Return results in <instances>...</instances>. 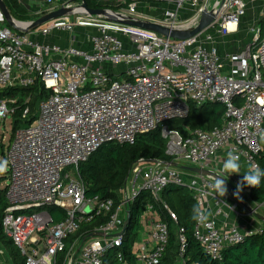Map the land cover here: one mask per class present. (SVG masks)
Returning <instances> with one entry per match:
<instances>
[{"label":"built area","instance_id":"built-area-1","mask_svg":"<svg viewBox=\"0 0 264 264\" xmlns=\"http://www.w3.org/2000/svg\"><path fill=\"white\" fill-rule=\"evenodd\" d=\"M144 1L118 0L117 11L106 9L115 17L109 19L88 14L81 0L75 4L65 0L62 5L72 8L71 13L28 32L10 28L0 9V89L27 87L40 80L49 91L34 121L17 128L4 150L8 169L3 232L24 256V264H55L60 253H64L63 264H103L108 251L120 256L126 230L119 232L142 192L154 202L144 206L139 218L141 238L131 251L137 264H158L168 242V227L154 204L165 207L160 197L165 187H188L205 210L209 196L216 206L223 202L212 193L209 185L214 181L209 177L144 159L132 164L124 186L117 190V203L88 196L79 165L104 144L133 143L140 134L159 128L172 161L213 170L211 165L222 153L233 152L249 167L259 166L256 157L264 149V28L254 23L250 41L225 57L214 45L217 37L238 30L254 0H218L211 8L210 0H147L161 5L162 16L157 19L148 17ZM51 10L55 9L41 14ZM205 10L214 13L213 21L182 40L123 23L124 19L152 21L184 30L195 27ZM78 27L88 29L84 36L90 41L88 51L47 45L32 37H45L54 29L71 34ZM122 65L123 71L113 69ZM15 101L0 100V118L13 113ZM205 103L224 106L221 126L183 136L167 125L170 119L187 116L190 104ZM28 113L26 107L22 116ZM46 206L64 209L65 218L54 223ZM254 208H264V202ZM167 213L176 220L171 210ZM218 214L219 208L205 222H196L193 233L213 258H219L222 248L260 231L234 224L220 227ZM96 216L104 221L94 228L93 236H85L84 241L75 236L67 242L82 223ZM182 231L181 255L185 251ZM1 257L0 249V264H8Z\"/></svg>","mask_w":264,"mask_h":264},{"label":"trees","instance_id":"trees-1","mask_svg":"<svg viewBox=\"0 0 264 264\" xmlns=\"http://www.w3.org/2000/svg\"><path fill=\"white\" fill-rule=\"evenodd\" d=\"M84 1L92 8L100 7L112 11L118 8L95 3L94 0ZM130 1L126 0V3ZM3 2L14 21L26 22L37 17L31 15L19 0H3ZM77 2L79 0H76ZM143 3L145 4L143 10L146 13L148 10H154L152 2L146 0ZM256 22L257 27L262 30L264 28V12ZM251 35L248 37V41H250ZM48 94L49 91L40 80H36L27 87L9 86L0 89V100L16 99L12 104L14 108L11 114L12 135L17 128L29 125L34 121L40 101L45 99ZM26 107H28L29 113L23 117V110ZM224 112L225 108L220 103H205L201 106L190 104L187 116L170 119L167 121V125L186 136L195 129L210 130L221 126ZM5 147L6 145L0 143V152L3 156ZM141 159L165 163L173 160V157L166 152V139L161 135L159 128L140 134L133 143L104 144L93 152L86 162L81 163L79 172L86 185V195L112 198L117 203V190L124 186L132 164ZM256 160L260 169L264 171V149L256 157ZM5 175L0 177V183L6 179ZM160 197L165 203V207L157 202L154 204V208L159 218L167 224L168 242L158 264H178L180 259H184L185 264H264V222L259 232L246 236L241 243L222 248L219 258H213L204 252L193 235L196 221L192 219V210L194 206L198 205L193 192L186 186L169 185L163 189ZM243 198L251 207H256V204L264 202V177L261 178L259 186L250 187L247 195H244ZM153 202L150 194L144 192L136 198L130 206L131 219L123 235L121 255L117 256L114 252L108 251L104 255L103 264H137L131 248L133 243L141 238L139 218L144 206L147 203L153 204ZM6 206V187L4 186L0 187V249L9 264H24V256L3 232L2 218ZM45 209L54 223L63 220L66 216V211L60 207L46 206ZM167 209L176 215V220L170 218ZM103 221V217L96 216L93 220L82 223L78 232L71 236L67 242L74 239L75 236L81 238L88 236ZM179 229L183 230L182 234L185 237V251L182 255L179 251ZM63 258L64 253L58 254L55 264H63Z\"/></svg>","mask_w":264,"mask_h":264},{"label":"crops","instance_id":"crops-1","mask_svg":"<svg viewBox=\"0 0 264 264\" xmlns=\"http://www.w3.org/2000/svg\"><path fill=\"white\" fill-rule=\"evenodd\" d=\"M19 2L24 6V8L31 14L33 12H37L40 10L46 11V9H56L60 7L65 0H19ZM95 2V1H94ZM76 1H74V4ZM100 3V2H99ZM101 3L106 4L107 6H113V7H119V2L118 0H104ZM262 4V12H257V7ZM160 4L158 3H153L152 7H154V10H148L147 15L149 18H160L162 16V12L160 9ZM264 0H254L251 1L248 4V10L246 12V15L244 18L241 20V24H245V28H243V33L244 37L243 40L237 41L234 44L229 41V34L220 36L216 38V41L214 42V45L218 48L219 55L221 57H225L228 53H234L238 52L241 50V47L248 42V37L250 36V27L255 26L256 21L258 18H260L264 12ZM115 9V11H117ZM41 11V12H43ZM38 13V12H37ZM33 16H37L33 18L35 20L36 18L40 17L42 14L38 13ZM253 19V20H252ZM31 20V21H33ZM30 22V21H29ZM27 22H17L20 27H26L29 23ZM240 28V25H239ZM238 28L237 32L240 31ZM86 30L88 31L87 28L83 27H78L73 33H68L65 31H62L60 29H54L52 30L47 36L41 37L37 36L36 34H32V37L36 38L43 44L47 45H58L62 48H67L69 46H75L78 47L82 50H90L91 45L90 41L88 38L84 37L86 36ZM236 33V32H235ZM249 33V34H248ZM72 34L75 35V39L72 38ZM87 39V40H85ZM75 59V58H73ZM105 67V64L103 65ZM227 158L226 153H222L211 165L213 167V170L222 172V174L236 187L237 182L242 180L243 174L248 171L249 166L248 164L245 163L244 160H240L241 168L240 172L238 174L235 173H228L223 170V164ZM250 189V186L245 185L243 187V190L240 192L242 195L238 199L235 196L230 195L228 192L225 195V197H220L221 200L223 201L220 203L218 206H216L215 201L213 198L210 196L208 197V212L211 213V216H213V213L219 208L220 214L217 215V224L222 227V226H227V225H237L239 228L242 230H257L262 227V223L264 220H261L257 216H255L252 212L247 210L246 206L241 203L243 202L244 195H247L248 191ZM238 201H241L238 203ZM241 204V205H239ZM261 216L264 218V213L257 211ZM210 216V217H211ZM141 231V230H140Z\"/></svg>","mask_w":264,"mask_h":264},{"label":"water","instance_id":"water-1","mask_svg":"<svg viewBox=\"0 0 264 264\" xmlns=\"http://www.w3.org/2000/svg\"><path fill=\"white\" fill-rule=\"evenodd\" d=\"M74 1H76V0H71V2H74ZM81 6L90 15L102 14L109 19H115V17H113V15L110 14L106 9L100 8V7L92 8V7L88 6L84 0H81ZM0 9H1V11L5 17V21L9 27L14 29V30L23 31V32H28L30 30H33V29H35V28H37V27H39V26H41V25H43V24H45V23H47L53 19H57V18H60L66 14H69L72 11V8L62 5L59 8H57L55 10H51V11L41 15L40 17L36 18L35 20L30 21L26 27H20L16 24V21H14L13 18L11 17L6 5L3 2V0H0ZM214 16L215 15L211 10H209V11L205 10L204 12H202L200 19H199V21L195 27L184 29V30L171 29V28L162 26L156 22H152V21L124 19L123 23L128 24V25H132V26H138V27L148 29V30H152L154 32H157L161 35L170 37L172 39L182 40V39L192 37V36L196 35L197 33H199L200 31H202L205 27L208 26V24L210 22L213 21ZM169 164L171 166L179 168L183 171L197 173V174L209 177L211 180H213V177H215V176H220L223 179H225V183H226V186L228 189L227 192L230 195L234 196L233 193L236 191V187L224 175H221V174H219L213 170H210V169L184 165V164H180V163L175 162V161H171V162H169ZM240 196H241V193H240ZM244 205L246 206L247 210L252 212L255 216H257L261 220H264L263 216H261L254 207H251L250 205H247L245 203H244ZM130 219H131L130 212H127V216L125 218L122 230L119 232V234H122L127 229V226L130 223ZM93 235H94V233H91L88 236L91 237ZM85 238L86 237H83V241L85 240Z\"/></svg>","mask_w":264,"mask_h":264},{"label":"clouds","instance_id":"clouds-1","mask_svg":"<svg viewBox=\"0 0 264 264\" xmlns=\"http://www.w3.org/2000/svg\"><path fill=\"white\" fill-rule=\"evenodd\" d=\"M6 161L0 164V173L6 171ZM241 164L239 155L229 152L227 154V158L223 164V170L228 173L238 174L240 172ZM264 177V171H262L259 166H250L248 171L243 174L242 180L237 182L236 191L233 193L238 199L240 198V192L243 190L245 185L250 187H258L261 183V178ZM214 183L210 184L209 187L212 189V193L215 196L225 197L227 194V186L225 183V179L220 176L213 177ZM212 193H209L210 195ZM211 213L207 210L203 209L200 205L194 206L192 210V219L197 223L205 222Z\"/></svg>","mask_w":264,"mask_h":264},{"label":"rangeland","instance_id":"rangeland-1","mask_svg":"<svg viewBox=\"0 0 264 264\" xmlns=\"http://www.w3.org/2000/svg\"><path fill=\"white\" fill-rule=\"evenodd\" d=\"M215 2H218V0H210L209 1V7L211 8V6L215 3ZM162 3V2H161ZM164 6H165V4L164 3H162ZM215 5V4H214ZM118 7V6H117ZM257 7V12H262L263 10H262V4L261 5H259V6H256ZM119 8V7H118ZM264 8V7H263ZM41 11H43V10H40V11H37L38 13H41ZM37 12H33L32 14H31V12H30V14L31 15H36V13ZM75 15L73 14V15H71V18H73ZM31 20H33V18H31L29 21H31ZM253 20V19H252ZM28 21V22H29ZM27 22V21H26ZM22 23V22H21ZM243 28H245V24L244 23H240V31H236V33L234 32V33H231L230 35H229V41L230 42H232V41H234V42H232V44H234L235 42H237V41H241V40H243V37H244V33H243ZM249 34V33H248ZM126 41V39H123V42H125ZM104 68H106V69H108V68H111L112 69V66L111 65H105V67ZM115 71H118V72H120V71H123V65L122 66H119V67H114L113 68ZM11 135H12V117H11V114H8V115H6L4 118H0V143H3L4 145H7L8 144V142H9V140H10V138H11ZM5 162V157L1 154V152H0V164H2V163H4ZM180 164H184V165H190L188 162H185V161H182V162H179ZM7 164H6V171L5 172H3V173H0V177H2V176H4L5 174H6V172H7ZM6 176V175H5ZM5 184H6V179H3V181H1V183H0V187H4L5 186ZM239 202H241V201H238V203ZM247 204V205H249L248 203H247V201L244 199L243 200V204ZM239 205H241V204H239ZM242 206V205H241ZM257 211H260V212H263L264 213V208H258L257 209ZM40 252H43V248H41L40 249ZM3 256H4V254H3ZM4 260L5 259V262L6 263H8V261H7V259L5 258V256H4V258L3 257H1V260ZM9 264V263H8Z\"/></svg>","mask_w":264,"mask_h":264},{"label":"bare ground","instance_id":"bare-ground-1","mask_svg":"<svg viewBox=\"0 0 264 264\" xmlns=\"http://www.w3.org/2000/svg\"><path fill=\"white\" fill-rule=\"evenodd\" d=\"M229 27L232 28L233 27V24H230Z\"/></svg>","mask_w":264,"mask_h":264}]
</instances>
